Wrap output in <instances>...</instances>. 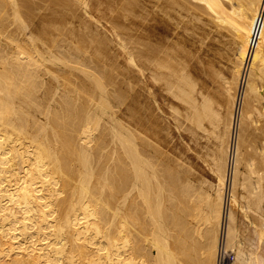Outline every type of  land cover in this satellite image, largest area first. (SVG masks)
<instances>
[{
    "label": "bare ground",
    "instance_id": "obj_1",
    "mask_svg": "<svg viewBox=\"0 0 264 264\" xmlns=\"http://www.w3.org/2000/svg\"><path fill=\"white\" fill-rule=\"evenodd\" d=\"M91 1L0 0V264H259L236 203L255 213L250 230L263 242L264 0H156L172 24L197 10L196 22L206 15V27L229 35L223 103L203 92L171 41L136 43L122 30L112 13L129 15L133 0H97L116 22L125 62L182 105L172 110L192 133L216 141L206 145L214 184L195 182L143 136L131 68L78 12Z\"/></svg>",
    "mask_w": 264,
    "mask_h": 264
},
{
    "label": "rangeland",
    "instance_id": "obj_2",
    "mask_svg": "<svg viewBox=\"0 0 264 264\" xmlns=\"http://www.w3.org/2000/svg\"><path fill=\"white\" fill-rule=\"evenodd\" d=\"M91 2H92V4L89 5L88 7H86V9H85L87 11L82 10L81 8L78 9V12H81V18H83L85 20L89 19V22H90L91 26L93 28L96 26V28L99 29V32L102 33V34L99 33L101 35V37L107 35L108 40H109V37H110V40L112 41V43L109 40L110 42L108 41V44H107L109 49H112V50L109 51L110 53L112 52V55L111 54L110 55L112 56V58L115 57V56H118V58L115 57L116 61H118V66L125 67V66L128 65V68L129 69L131 68L130 69V71H131L132 70V67H131L132 65L129 63V61H128V63H127V61L125 62V59L128 58V54L124 53L125 49L121 50L122 49L121 43H119V41H115V40H117V38L115 37V35H113L114 28H112L111 26L113 24H116V22L109 21L108 17H106L103 14V12L105 11L104 8H103L104 2L103 3L102 2L98 3L97 0L96 1L92 0ZM133 2H134L133 3V9L134 10L132 11V13L130 12V14H129L132 19H130V16L128 15V13H127L128 17H127V15L125 17H122L121 15H119V12L118 13H116V12L112 13V15H114L115 17H118L119 20L121 19L120 20L121 22L125 21L124 22L125 24H123L122 30H125V31H127L128 33L131 34V36H130L131 38L130 39L134 40V42H136V41H138V42H146L147 41L148 43L149 42L155 43L156 42L155 40H162L163 43H165V42L167 43V42L171 41L172 43L171 42L170 43L172 45V49H173V51L175 50L174 52L177 54V58L179 57L178 59L180 61L182 60L181 62L185 66H187L188 68L190 67L189 70H190L191 73L190 72H188V73L191 74L190 76L193 79L195 77L196 83L200 86L201 89L203 88L204 91L203 90L202 91L205 92V94L209 93L211 98L214 99L215 101H218L217 99L220 97V100H222L221 102L223 103L225 101V99L223 101L222 98H225V94L223 93L224 97L221 94V90H222V86L221 85L222 84H220V83H222V81H221V79L219 77H221L223 74H225L226 75V79L229 78V77H227V76H229V72H227L229 62H227V61H228L229 55L231 53L230 52L231 49L230 50L228 49V48H230V45H231L230 37H228L229 35L224 33V37L221 38L220 34H219V36H217L219 31L216 32L217 30L214 29V27L211 25V23H209V25H207V27H206L204 22L206 24H208V22H209V21H207V22L205 21L207 18H203V16H206V15H201V20H199L200 22H198V21L196 22L197 19H200V15H198V14L201 11L199 12V11L196 10L195 14L199 18H197V16L195 15V17H196V18L194 17L195 21L193 20L192 15H191L190 18H189L188 15H187L188 17L185 15V19H184V17H179V18L176 17L177 20H174V22L176 21L177 23L175 22V24H177V25H175V24H172L173 19L175 17L172 20H169V18H167L166 16H160L161 13H159V11H158L156 0H143V1L142 0H139V1L138 0H133ZM96 4H97V6H96ZM134 4H136V5H134ZM142 4H143V6H142ZM135 6H137V7H135ZM197 12H198V14H197ZM90 14H91V17H90ZM141 14H143V15H141ZM201 14H204V13L201 12ZM86 17H87V19H86ZM133 17H134V19H133ZM186 18H188V19L186 20ZM125 19H127V20H125ZM136 19H138L139 21L136 20ZM189 19L192 22L188 21ZM134 20H136V21L134 22ZM140 20L142 21V23H141ZM184 20L188 24L185 23ZM179 21L183 25H181ZM193 21H194V23L196 22L197 24L196 23L194 24ZM111 22H113V23H111ZM137 22H138V24L140 23L142 26L140 24L138 25ZM189 22H190V24H189ZM92 23H94V24L98 23V24H95V25L93 24L92 25ZM103 24H104L105 27L103 26ZM132 24H133V26H132ZM135 24L138 25L139 27L136 26ZM162 24H164V25H162ZM191 24L194 25V26H192L193 28L190 26ZM127 25H128V27H127ZM130 25H131V27H129ZM101 26H103V27H101ZM184 26L188 27V28H184ZM197 26L199 27V29L197 28ZM100 28L102 30H104V29L105 30L101 31ZM128 28H130V29H128ZM132 28H133V30H135L134 33H132V31H133ZM134 28H136V29H134ZM173 28H175V29H173ZM187 29H188V31H187ZM107 30H108V32H107ZM109 30H112V32H110ZM137 30L140 31V32H138ZM209 30L211 31L210 34L206 33ZM214 30H215L216 33L214 32ZM141 31H142V33H141ZM144 31H145V33H144ZM192 31H194V32H192ZM108 33H109V35H108ZM204 33H206V34H204ZM146 34H150L148 39H152V40H147V38L143 39V38H145L144 36ZM211 34H213L215 38ZM134 35L136 37H134ZM140 35H142V36H140ZM204 35H206V36H204ZM226 35H228V36H226ZM227 37H228V39H227ZM113 38H114V40H113ZM157 38H159V39H157ZM223 39H225L226 41L223 40ZM174 40H176V41L174 42ZM220 40H222V41L220 42ZM227 41H228V44H230V45H228L226 43ZM113 43H114V46H117V48L119 47L118 51H116L117 48L115 49V47L113 46ZM173 44H174L175 48H173ZM177 47L179 49H181V50H179ZM177 49L179 51H181V52H179ZM125 54H127V55H125ZM121 55H122V57H121ZM125 56H127V58H124ZM180 56H181V58L183 57V59H180ZM119 57H121V58H119ZM230 57H231V55H230ZM187 59H188L189 63L185 62V60H187ZM209 59H210V63H209ZM128 60H129V58H128ZM123 62H125L127 64H125ZM119 63L120 64H125V66H123V65L121 66ZM137 64H138V62H137ZM139 67H140V65H138V67H137V65L135 67H133V70L135 72L132 70L131 74L135 77L134 78V82L132 84L133 88H134L133 94H134V97H135V100H136V105L138 106V107H136L135 111L141 112L142 115H145L146 120H147L146 127L148 129H147V131H142L143 136H145L146 139L148 138L147 140H149L151 144L153 142V145L157 146L156 148L158 149V151H160L159 153L162 154L164 158H166V159L167 158L168 159L171 158V160H173L172 162H176V160L178 161L180 159L178 161L180 164H183V163L185 164L186 163L185 165L183 164V166L186 167L188 165L187 167H189L188 169L190 170V172L193 175V177H194V175H198V176H195L194 178L192 177V179L195 182L199 178L200 179L203 178L202 180L205 179L204 181L206 183L209 182L208 184L216 183L217 182L216 181L217 180V175H216V172H215L214 167L212 165V162H211V160H210V158L208 156V152L210 151L211 147H213L212 144H214L216 141H214L213 138L210 139V137H209L210 135H207V134L206 135L208 136V140L209 141H205V140H207V136L204 139L205 133L202 132L201 130H200L201 131L200 132L199 130L195 129L196 131L194 130V132L192 133L193 130H191L190 127L189 128L186 127L187 126V122H185L183 117H181V114H178L179 115L178 116L172 110L174 108V106L177 105L176 108L178 109V111L180 113H182L183 112L182 105L180 103H178V101H175L166 91H164L165 89H164L162 84L160 85L159 82H157V83L155 81L153 82V79L150 78L151 76H148V75H150L149 74L150 72H148V70L140 71V70H138V69H140ZM220 67H222V68H220ZM139 75H141V76H139ZM144 75H146V76H144ZM225 75H223L224 77L222 76L223 78L221 77L222 80L225 79ZM145 81H146V83H145ZM139 102H140V104H139ZM172 105H173V108H172ZM181 109H182V111H181ZM172 114H174L175 117ZM177 116H178V118H177ZM118 117H120V116H118ZM118 120H120V119L118 118ZM120 121H122L123 123H126V124L128 122V125H132L128 120H124V121L120 120ZM151 124H153V125H151ZM185 127H186V129H185ZM150 130H153L155 133L153 131L150 132ZM194 133H197V134H194ZM153 134H156V135H153ZM199 135H201V136H199ZM206 145H208L210 147V149ZM214 146H215V144H214ZM205 148H207V149H205ZM195 178H197V180ZM207 191H209V187L207 188ZM240 192H243V190H239V193ZM240 200H238V202H237L238 204L236 203V217H237L236 221H237V225L240 224L239 226L243 228L242 229V234L244 236L248 234L247 236H245L246 240L251 238L249 242L245 241V243L247 242L246 243L247 246H248V244H251L249 246H250L251 249L255 250L254 254H256L258 256L257 259L260 260L259 264H264V241L263 242L258 241L256 234L253 232V230L252 231L250 230V228L252 226H251V223L249 221L254 219V214L255 213L254 212L251 213L252 212L251 210L248 211V213L246 212L247 214L245 213V211L243 212L244 209H243V207L241 208L242 200L241 201ZM262 206H263V210H264V202H263ZM249 212L252 215L251 214L249 215ZM248 216H251V217L248 218ZM262 216L264 217L263 211H262ZM263 220H264V218H263ZM229 260H230V258L228 256L226 258V260L225 259L223 260V262L224 261L228 262Z\"/></svg>",
    "mask_w": 264,
    "mask_h": 264
}]
</instances>
